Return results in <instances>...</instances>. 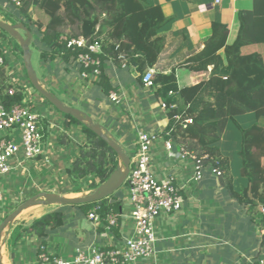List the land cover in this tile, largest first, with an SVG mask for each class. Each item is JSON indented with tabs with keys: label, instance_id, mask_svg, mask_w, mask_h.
<instances>
[{
	"label": "trees",
	"instance_id": "obj_1",
	"mask_svg": "<svg viewBox=\"0 0 264 264\" xmlns=\"http://www.w3.org/2000/svg\"><path fill=\"white\" fill-rule=\"evenodd\" d=\"M3 2L7 1L0 0V7ZM7 3L9 9H14L16 18L31 31L43 61L50 63L59 58L68 65H76L78 75H82L86 68L76 60L79 51L67 48L61 36H84L101 43V71L93 78L101 91L99 99L117 90L104 68L106 62L118 69L125 68L140 87L144 86L142 75L147 68L158 67L169 44L165 32L175 17L166 16L158 0H22L18 7ZM238 20V34L231 45L226 43L228 26L219 17L211 21L210 33L203 38L199 50H194L185 29L172 32L171 53L174 56L185 49L186 57L169 73H156L150 93L154 106L165 107L168 126L160 135L194 155L204 170L220 171L216 185L240 205L251 225L258 227L263 222L259 206L264 204V61L260 53L243 54L241 48L264 43V0H252L250 9L238 11ZM4 34L0 30V37ZM15 47L22 54L19 44ZM177 66L194 72L211 69L207 78L180 87L175 75ZM7 67L6 63L0 66V101L9 107L22 103L27 92L10 82ZM240 117L244 120L240 121ZM188 118L190 122L185 121ZM75 124L81 125L85 141L78 145L65 175L72 186L89 178L88 188L95 189L115 170L119 156L101 136L69 114H64L65 132L58 137L60 145L69 144L68 131ZM43 125L45 132L47 125ZM231 125L240 137L236 149L240 164L238 178L232 174L229 157L219 147ZM122 189L96 202L59 205L27 226H14L6 242L9 258L13 259L14 248L23 234L37 238L38 254L54 233L65 229L70 208L87 217L95 207L99 221L105 223L110 210L120 212L123 208ZM102 231L103 228L96 227L98 234ZM111 233L119 238V226L113 227ZM261 238L259 246L264 247V234Z\"/></svg>",
	"mask_w": 264,
	"mask_h": 264
},
{
	"label": "crops",
	"instance_id": "obj_2",
	"mask_svg": "<svg viewBox=\"0 0 264 264\" xmlns=\"http://www.w3.org/2000/svg\"><path fill=\"white\" fill-rule=\"evenodd\" d=\"M160 4L166 16L175 17L165 32L169 44L154 70L156 73H169L187 53L183 49L173 56L170 44L172 32L185 29L190 44L194 50H199L203 38L210 33L211 21L219 17L228 26L226 43L231 45L239 30L238 11L250 9L252 0H221L219 3L214 0H160ZM1 5L0 19L3 20L2 12L9 6L7 2ZM4 51L11 64L7 69L9 80L26 89L25 99L34 104L41 123L47 126L43 138V154L35 161L12 169L0 177V189L3 192L0 199V223L19 204L39 192L49 190L50 193L75 197L93 190L88 188L89 178L72 186L65 175L66 167L71 165L78 152V145L85 141L81 127L71 125L68 131L69 144L60 145L58 137L65 132L64 114L50 103L47 104L40 94L30 92L31 85L28 77L24 76L26 72L22 56L17 63L15 58L10 59L6 48ZM241 52H258L264 61V43L243 46ZM220 53L223 56V50ZM104 68L111 83L117 85V90H113L119 95L117 103L110 101L108 96L99 99L101 91L94 82L90 84L82 80L76 65H68L59 58L50 63L40 58L42 77L34 72L45 90L52 92L65 105L86 112L129 157L135 151L139 130L158 135L159 139L151 150L155 175L159 178L173 176L175 182L183 186L181 193L184 203L181 210L172 214L161 213L155 218V253L144 264H177L178 261L181 264H262L264 247L259 246L262 238L258 227L252 226L240 205L216 185L215 173L205 169L202 178L195 180L194 160L190 157L179 158L175 148L171 153L166 151L160 133L168 126V121L165 110L153 105L150 88L140 87L125 68L118 69L111 62H106ZM210 69L208 67L207 71L194 72L177 66L175 75L178 85L196 84L208 77ZM122 200L123 212L128 214L130 203L126 198ZM50 210L52 208L36 216L30 215L27 208L20 212L10 225L5 247L14 226H27L33 219ZM119 232L122 238L132 235L133 223L128 217L119 220ZM104 239L101 232H96L93 221L70 208L65 229L54 233L48 243L52 244L58 254L67 257L75 248H90L104 242ZM2 241L3 232L0 242V260L3 264H38L36 237L23 234L14 248L13 259L9 258L6 248V253L2 249Z\"/></svg>",
	"mask_w": 264,
	"mask_h": 264
},
{
	"label": "built area",
	"instance_id": "obj_3",
	"mask_svg": "<svg viewBox=\"0 0 264 264\" xmlns=\"http://www.w3.org/2000/svg\"><path fill=\"white\" fill-rule=\"evenodd\" d=\"M6 1L15 7L20 6L22 2ZM220 1L214 0L215 3ZM61 39L67 48L79 51L76 60L80 66L86 68V72L81 75L82 80L93 83V78L101 71V43L96 40L89 41L84 36L63 35ZM4 50L0 42V66L7 64ZM120 58L124 59L123 56ZM155 74L154 67L144 71L141 79L144 87L153 86ZM108 97L112 102L119 101V95L113 90L109 92ZM29 103L30 101L24 98L22 103L6 107L0 101V177L27 162L35 161L43 154L44 126L37 110ZM161 107L165 108L164 105ZM185 121L190 122V119ZM162 137L167 152L171 153L175 148L179 158L190 157L194 160V179L200 180L204 167L199 160L171 139ZM158 139L157 134L138 131L135 151L130 156V169L124 184V198L129 201L131 207L129 213L125 214L123 208L120 212L110 210L106 215V222L103 223L99 221L95 207L88 212L87 218L93 221L96 227L103 228L101 234L105 237L104 242L86 249L75 248L67 257L58 254L53 250L52 244L47 242V246H42L37 254L38 264H144L155 253V218L161 213L172 214L181 210L184 203L181 193L183 186L176 183L173 176L159 178L155 175L151 150ZM213 172L215 175L220 174V171ZM2 193L0 189V199ZM259 210L263 222L258 226V231L262 235L264 204L259 206ZM124 216L133 223L132 235L116 238L111 233L112 228L119 226V220ZM261 263L264 264V259Z\"/></svg>",
	"mask_w": 264,
	"mask_h": 264
},
{
	"label": "water",
	"instance_id": "obj_4",
	"mask_svg": "<svg viewBox=\"0 0 264 264\" xmlns=\"http://www.w3.org/2000/svg\"><path fill=\"white\" fill-rule=\"evenodd\" d=\"M0 29L4 31L9 36L17 39L22 50V60L24 63V69L30 85L46 100L48 101L55 109L60 111L62 114H69L77 120L81 121L85 126H87L91 131H93L98 136H101L109 146L118 154L119 159L122 163H118L115 170L109 175V177L102 183H100L95 189L90 193L75 196V197H66L56 193L50 192H39L29 198L24 202L19 204L17 208L12 210L0 223V242L1 236L4 228L14 219L17 215L28 208L33 204H45V205H79L85 203H91L99 201L103 198L108 197L116 190L121 188L126 181V178L130 169V157L123 150V148L111 138L100 126V124L93 122L92 118L83 110L78 108L65 105L57 96L52 92L45 90L39 83L37 76L34 72V69L31 64V51L29 49L30 42L32 40V33L24 26L21 22L19 23H9L0 19ZM20 30L25 32V36L20 33ZM1 254V251H0ZM0 264H3L0 260Z\"/></svg>",
	"mask_w": 264,
	"mask_h": 264
},
{
	"label": "rangeland",
	"instance_id": "obj_5",
	"mask_svg": "<svg viewBox=\"0 0 264 264\" xmlns=\"http://www.w3.org/2000/svg\"><path fill=\"white\" fill-rule=\"evenodd\" d=\"M158 2H160V0H158ZM2 15H3V18H5L6 20H8L10 22L19 23V20L16 18L17 15H16L14 9L5 8L4 11L2 12ZM15 19L18 20V21H15ZM20 33L23 36H25V32H23L22 30H20ZM34 41L35 40L32 37V40H31L30 45H29V49L31 51V64H32L33 69L35 70V72L38 74V76L42 77V71L40 69V49L34 43ZM0 42H1V46L6 48L8 50V52L10 53L9 54L10 59H14L15 58L16 59L15 61L17 63L21 61L22 54H21L20 50L16 49V47H15L16 44H19L17 39L9 36L8 34H4L1 37V41ZM7 65H8V67L11 65L9 59L7 61ZM8 67H7V69H8ZM24 76L27 77L26 74H24ZM30 92H32V94H34V95L35 94H39L33 87H30ZM62 99L66 100V98H64V97ZM48 103L49 102L47 101V104ZM33 107L35 108L34 104H33ZM239 120L243 121L244 117H240ZM75 125H78L79 127H81V125H79V124H75ZM239 139H240L239 131L237 129H235L234 126L231 125V126L227 127V132H226L224 141H222L219 144V147L229 157V160L231 161L232 174H233V176L235 178L239 177V165L240 164H239V159L237 158V155H236V149H237V147L239 145ZM28 163H30V162H27L26 164H28ZM118 163L122 167V163H121L120 159H119ZM44 189L47 190V188H44ZM121 189L124 191V184L121 187ZM48 191L49 190H47L46 192H48ZM57 206L58 205H55V204H51V205H47L46 206V205L37 203V204H33V205L29 206V208H27V210H30V215L36 216V215H39L42 212L46 211L47 209L48 210L50 208L53 209V208H55ZM25 212H27V211H25ZM12 222H10L3 230V241H2L3 242V245H2V249L3 250L6 248L4 243H5V240H6L7 236H8V231L10 229V225L12 224ZM5 253H6V249H5Z\"/></svg>",
	"mask_w": 264,
	"mask_h": 264
}]
</instances>
